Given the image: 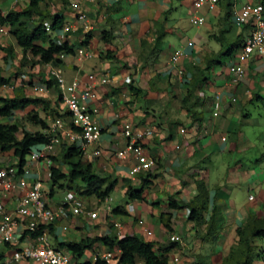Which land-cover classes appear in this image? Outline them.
<instances>
[{
	"label": "crops",
	"instance_id": "0c3cea01",
	"mask_svg": "<svg viewBox=\"0 0 264 264\" xmlns=\"http://www.w3.org/2000/svg\"><path fill=\"white\" fill-rule=\"evenodd\" d=\"M28 2L0 0V10L4 14L20 11ZM73 2L88 14L93 26L89 33L77 22V13L71 8ZM194 2L54 0L52 12L64 11L65 24L72 27L67 41L75 54L67 56L60 66L67 83L78 80L84 90L90 75H94L97 82L108 79L106 85L95 87L88 101L89 106L99 109L97 119L102 134L84 153L82 161L91 163L98 174L119 180L110 197L109 213L102 203L97 207L100 209L97 220L84 215L67 220L76 219L75 224L70 223L80 230L83 238L111 233L109 222L117 221L123 224V234H136L150 241L166 242L169 235L178 234L184 243L173 255L181 258V264H223L236 244L237 229L246 223L250 214L262 215L264 210V57L255 55L244 64L246 75L238 84H233L230 66L237 62L241 49L234 59H219L220 53L231 43L239 37L245 40L250 32L249 26L234 25L229 2L233 7L248 2L258 4L259 0H220L214 9L205 5L196 12L206 18L202 27L190 23L195 14ZM6 31L7 34L0 32V44L13 45L9 30ZM104 32L113 33L111 42L102 40ZM82 47L92 52L91 58L83 59L77 54ZM178 49L184 51V56L172 65L171 55ZM0 56L3 57L0 66H6L2 52ZM20 58L21 53L17 51V59L9 62L6 68L16 72ZM212 60L219 64L212 67L208 81L201 84L200 104L192 110L200 113L202 120L194 121L193 113L182 103L188 89L185 80L177 76V70L186 71L191 79V67L204 68ZM42 70L48 75V66H42ZM36 79L27 94L42 95L54 104V91L45 89L37 76ZM8 90L2 89L0 94ZM216 96L220 97L218 116L214 115ZM249 104L259 109L258 117L248 110ZM60 109H65L63 103ZM125 123H132L135 130H153V136L146 139L143 148L152 162L151 171L156 179L144 193L145 202L130 203L135 206V213L122 216L114 214V209L124 205L127 208L123 179L130 177L129 172L136 165L134 154L126 151ZM96 149L101 151L99 156L95 155ZM121 154L126 158H121ZM0 162L3 161L0 159ZM29 165V182L42 179L50 205L57 207L64 196L57 190L52 195L50 167L63 166L50 159H29ZM201 179L211 194V207L218 208V222L223 228L211 241L203 242L195 224L188 220L189 210L183 209L173 212L174 232L170 234L161 224L160 214L168 211L171 197L184 203L191 201L197 195L196 180ZM132 181L134 185L139 183L136 177ZM25 192L16 189L4 194L0 189V200L13 212ZM117 193L123 198L119 199ZM206 217L209 219L210 212ZM67 220L56 223L60 241H71L63 230ZM255 246L257 253H263L261 258H256L255 264H264V243ZM12 249L0 246L1 259L10 256ZM86 260H91V256Z\"/></svg>",
	"mask_w": 264,
	"mask_h": 264
},
{
	"label": "trees",
	"instance_id": "16d2710c",
	"mask_svg": "<svg viewBox=\"0 0 264 264\" xmlns=\"http://www.w3.org/2000/svg\"><path fill=\"white\" fill-rule=\"evenodd\" d=\"M54 0H29L20 11L12 10L4 14L0 10V27L8 29V35L13 45L3 46L0 44V53L4 54V64H9L17 59V51H20V67L17 71H10L0 66V90L11 89L18 84V71L22 68H34L36 66L52 65L59 67L64 60L62 55L70 56L75 54L74 49L68 41L59 44L58 39L64 30L65 12L53 13L51 8ZM264 6V0H259ZM232 8V3L229 2ZM231 16V13H230ZM50 25V31L46 24ZM112 32H104L102 40L111 42ZM223 40V39H222ZM245 40L237 38L233 43L223 50L219 59H234L237 51L243 47ZM216 64L215 60L209 62L204 68L191 67V79L186 71L184 84L188 92L182 100L183 105L189 112L193 113L194 121H201L202 116L196 110H192L200 104L198 96L201 84L209 79V71ZM25 74V73H23ZM47 90H53L56 94V102L42 95H28L24 88L34 86L35 77ZM43 76V78H40ZM190 76V75H189ZM24 88L11 89L13 95H0V153L13 154L15 166L23 168L26 160L33 151H39L50 141L49 119L56 117H69L66 109H60L63 103L62 92L55 78L42 72L26 77ZM28 83V84H27ZM28 85V86H27ZM17 88V89H16ZM19 113H25L19 117ZM23 118L25 121H22ZM26 121L31 123L37 130L29 129ZM84 152L78 143L63 142L55 155L49 157L54 163L58 162L63 168L51 165L50 180L51 189L54 195L55 190H66L77 193L85 201V209L89 201L95 199L98 207L111 197L116 191L119 180L109 175L98 174L91 163H83ZM10 165V166H14ZM8 165L0 162V170ZM138 184L134 185L132 178H124L126 192L124 195L127 204L132 202H145L144 193L151 188L156 176L151 169L137 175ZM197 195L188 203L176 200L171 197L168 201V211L160 214V222L171 234L174 232L171 222L173 212L183 209L189 210L188 220L193 222L201 241H211L223 228L218 222L216 205H212L211 194L204 180H196ZM211 208V211H210ZM210 212V217L206 215ZM116 215H129L126 206H118L114 209ZM110 221V218L108 217ZM111 233L102 236H87L78 241H60L57 234L56 224L42 226L37 233L31 236L36 237L43 231L48 230L53 244L56 248L68 252L78 264H91L87 257L100 249L120 250V256L110 262H97L96 264H169L173 252L178 250L180 244L177 242H158L146 240L136 234H123L117 236L113 222H109ZM202 232V233H201ZM237 241L229 254L224 258L223 264H255L256 258H261L262 252L257 253L255 240H264V210L263 214L252 213L246 223L236 231ZM257 253V254H256ZM2 257H0L1 259ZM85 259V260H84ZM84 260V263L82 261Z\"/></svg>",
	"mask_w": 264,
	"mask_h": 264
},
{
	"label": "built area",
	"instance_id": "2783aa9c",
	"mask_svg": "<svg viewBox=\"0 0 264 264\" xmlns=\"http://www.w3.org/2000/svg\"><path fill=\"white\" fill-rule=\"evenodd\" d=\"M220 0H195V14L190 18V23L194 26L202 27L206 24V18L199 16L196 12L205 5H209L210 9H214ZM77 13V22L81 23V27L85 32L92 30V23L88 14L81 10L77 2L71 3ZM231 17L234 25L243 28L249 26L250 32L246 37L243 47L237 56V62L230 66L233 84H238L246 75L244 64L253 56L264 57V6L260 3L251 2L244 3L241 6L234 5L231 9ZM47 30L50 31V25L47 23ZM72 27L65 26L59 35L58 42L63 44L68 39V32ZM7 29H1L2 34H7ZM191 45V44H190ZM77 54L83 59L92 57V52L82 47L79 48ZM184 56L182 49L175 50L171 55L172 65H176ZM67 56L62 55L61 59ZM48 66V74L55 78L62 92V100L65 109L69 113V117H56L49 119L50 134L49 143L39 151H33L26 160L25 166L21 169L17 166H8L0 170V189L2 193L9 194L16 189H24L25 194L19 199L16 209L10 212L6 209L5 204L0 200V246H11L12 254L0 260V264H78L71 254L56 248L52 242V238L48 230L32 237L33 233L42 226L56 224L60 220H67L71 217L87 216L91 220L99 218V210L86 211L85 200L75 192H70L64 197V200L57 206L50 205L48 196L45 193L42 179L29 182L31 169L30 160H49V157L55 155L63 142L78 143L83 152H87L89 147L96 144L102 134V127L97 119L99 109L88 105V101L92 96V92L97 85H106L107 78H103L98 82L94 75L89 76L90 82L87 87L82 90L80 82L74 80L67 83L61 67ZM185 72L178 68L177 76L180 80H184ZM26 76H22L21 82L24 83ZM16 84L11 89H15L19 85ZM41 91L40 89H38ZM219 96H216L215 116L219 115ZM236 101V99H234ZM152 129L135 130L132 123H125L123 126V135L128 140L127 152L134 154L136 165L132 166L129 175L132 178L137 177L141 172H147L152 167V162L145 153L143 143L147 138L153 136ZM226 141V138L222 139ZM101 154L100 149L95 150V155ZM126 158V155H119ZM50 175V174H49ZM30 183V184H29ZM253 196L250 200H253ZM112 199L109 197L103 202L104 209L109 213L111 211L110 203ZM126 210L129 214L135 213V206L128 204ZM142 224V223H140ZM117 236L123 235V224L114 222ZM20 232H22L20 234ZM171 242H177L180 245L184 243L182 237L178 234L169 235ZM24 244V246H22ZM120 250L100 249L91 255V264L97 262H110L120 256ZM84 263V262H82ZM169 264H181V258L173 255Z\"/></svg>",
	"mask_w": 264,
	"mask_h": 264
},
{
	"label": "rangeland",
	"instance_id": "374dc122",
	"mask_svg": "<svg viewBox=\"0 0 264 264\" xmlns=\"http://www.w3.org/2000/svg\"><path fill=\"white\" fill-rule=\"evenodd\" d=\"M0 59H2L3 60V57L2 56H0ZM19 63H20V60H19ZM21 65V64H20ZM4 66V68L6 69V67L7 66H9V64H7L6 66L5 65H3ZM20 67V66H19ZM37 67V66H36ZM36 67H34V68H22V70L20 71H18V73H20V76L18 77V83H20V84H22L23 82H21V78H22V76H26L27 78L28 77H30V75H34L35 73H37V71H40V72H42V73H44L45 75H47V72H45L44 70H42V67H40V68H36ZM35 68H36V72H34L33 70H35ZM7 69H11V68H7ZM6 69V70H7ZM39 69V70H38ZM47 71V70H46ZM23 73H25V74H23ZM35 80H37L36 79V77L34 78ZM23 84H25L26 85V83H23ZM28 84V83H27ZM28 86V85H27ZM23 86H21V85H19L17 88H22ZM30 88L32 87L33 88V86H29ZM16 88V89H17ZM24 88V87H23ZM14 90V89H13ZM13 90H8V92L7 93H3V94H0V95H3V96H5V95H13V93H15V92H13ZM24 90L27 92V91H29V89L28 88H24ZM27 94V93H26ZM32 95V94H31ZM35 95V94H34ZM256 103V102H255ZM248 110H250V112H252L253 114H254V116L255 117H258V112H259V109H254L252 106H251V104H249V106H248ZM25 113H19V117H23L22 115H24ZM22 121H25V119L23 118V120ZM26 125L29 127V129H32V130H37V129H39L38 127H34L31 123H29L28 121H26ZM258 143V146L257 147H259V142H257ZM257 149V148H256ZM253 153V152H252ZM0 159L3 161L2 163H5L6 165H8V166H10V165H14V163H15V160H14V157H13V154H11V153H8V154H2V153H0ZM63 192H61V190L60 191H58V193L60 194V195H62V196H67L69 193H70V191H66V190H62ZM57 192V191H56ZM68 192V193H67ZM64 197L62 198L61 197V201H63L64 200ZM117 197L119 198V199H122L123 198V196H122V194L121 193H117ZM86 203V202H85ZM97 207H98V205L96 204V201H95V199H93V200H91V201H89V205H88V207H87V209H86V211H94V210H96L97 209ZM103 214V213H102ZM75 218L74 219H72V220H67L66 221V223H64V228L65 229H63V230H65L64 231V233H65V237L67 238V239H69V240H71V241H78V240H81L82 238H83V235L80 233V230H76V228L71 224V223H73V224H75ZM74 221V222H73ZM71 222V223H70ZM85 231H87V230H85ZM255 244L256 245H261L262 243H264V240H259V239H256L255 241Z\"/></svg>",
	"mask_w": 264,
	"mask_h": 264
}]
</instances>
